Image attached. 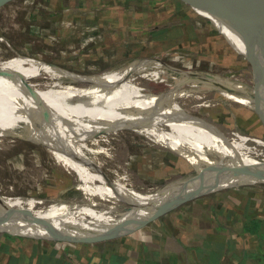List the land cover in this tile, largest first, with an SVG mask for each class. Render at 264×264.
Instances as JSON below:
<instances>
[{
	"label": "rangeland",
	"instance_id": "374dc122",
	"mask_svg": "<svg viewBox=\"0 0 264 264\" xmlns=\"http://www.w3.org/2000/svg\"><path fill=\"white\" fill-rule=\"evenodd\" d=\"M101 1L102 3H96L95 0H0V58H29L50 64L55 67L52 68L54 71L60 72L58 69H62L66 74L69 72V75L75 74L77 77L100 74L112 65L127 60L153 59L155 65L161 63L162 68L171 72L170 74H219L233 79L240 78L247 85L254 87L247 49H243L241 43L234 41L229 31L217 21V16L193 8L180 0ZM224 4L223 0L216 4L220 14L225 12ZM130 10H133L131 13L138 12L145 16L148 23L136 24L132 17L130 20L124 19L123 16L129 14ZM147 32H150L148 36ZM156 35L158 37L155 38ZM1 62L2 77L17 74L31 83H42L39 75L43 73L41 68L30 66V63L26 62L15 65H4ZM136 82L141 87L149 88L152 93L165 89L163 84H150L142 79H137ZM72 87V92L80 89V86ZM217 97L216 94H210L205 100H217ZM200 102L187 99L184 100L183 106L184 109H191ZM208 113L196 114L182 121L183 123L177 126L178 130H188V126L184 128L185 122H190L191 129L196 122L205 121V134L214 127L222 134L239 132L264 141V119L261 120L264 114L260 113L258 116L239 105L227 104L223 100L218 101L214 108L208 109ZM205 134L204 138H207ZM137 137L139 136L128 132L126 135L116 133L109 138L107 153L94 156L102 171V174H98L100 178L110 181L114 180L116 171L124 172L134 190L145 193L156 188L173 186L186 175L192 174V170L187 166H190V163L182 156H172L180 152L178 149L160 151L156 146H145L146 140L139 137L142 141H138ZM185 155L196 168H202L198 157L187 152ZM55 160L49 157L45 149L25 139L1 137L0 198L45 199L44 203L38 206L44 208L47 200L60 197L71 190L76 184L73 174H55L54 168H71L79 163L78 160ZM222 163L220 161V164ZM78 165L82 169H88L84 164ZM230 191H245L257 197L262 195L263 198L259 202L264 200V183L203 193L197 200L167 212L144 227L171 221L174 217L182 215L191 204L214 194ZM116 224L118 222L115 221L111 225ZM109 226H95L84 233L89 237H96L99 236L100 230ZM137 230L119 233L106 241L116 243L118 237L134 234ZM3 237L15 241L53 242L48 237L23 239L6 232L0 233V239ZM74 243L69 244L73 246Z\"/></svg>",
	"mask_w": 264,
	"mask_h": 264
},
{
	"label": "bare ground",
	"instance_id": "6f19581e",
	"mask_svg": "<svg viewBox=\"0 0 264 264\" xmlns=\"http://www.w3.org/2000/svg\"><path fill=\"white\" fill-rule=\"evenodd\" d=\"M197 1H203L208 6L215 5V0ZM230 2L227 13L217 15L211 8L209 12L218 16L217 21L229 31L234 41L241 43L253 57L259 71L258 91L240 78L206 72L170 74L161 63L155 65L153 59L127 60L112 65L100 74L77 77L69 75V72L66 74L62 69L54 71L55 67L50 64L29 58H0L4 65L26 62L43 72L39 74L42 83H31L22 75L2 77L0 67V138L25 139L45 149L50 158H78L95 164L97 158L94 156L107 153L110 137L130 132L145 139L147 147L156 146L160 151L178 149L180 152L172 156H182L190 163V166L187 164L188 169L192 170V174L186 175L180 182L156 188L154 192L135 196L112 193L113 198L119 199L126 209L111 220L87 221L86 226L71 230L52 217L53 213L56 216V209L52 208L44 209L48 215L42 213V216L28 220L0 217V233L34 239L91 238L84 231L102 225L110 226L100 230L98 235L115 233L121 227H135L182 193L196 190L201 185L203 193L219 192L229 187L218 185L214 177L239 166L264 164L260 161L264 160V141L260 138L239 132L223 133V136L214 127L205 134V121L196 122L191 129L190 122H185L187 131L177 128L182 121L196 114L208 113V109L214 108L221 100L239 105L258 116L264 114V0ZM231 24L239 29V35L228 28ZM137 79L150 84H163L165 89L152 93L149 88L141 87ZM72 85L80 86L79 91L73 93L70 89ZM210 94L218 95V99L205 100ZM187 99L201 102L191 109H184L183 103ZM204 134L208 137L204 138ZM139 137L138 141L141 140ZM186 152L198 157L202 168L191 164ZM223 154L237 157L228 158ZM211 155L218 156L209 158ZM220 161L223 163L220 164ZM243 183L259 185L264 183V176L260 180L249 179ZM115 221L118 224L111 225Z\"/></svg>",
	"mask_w": 264,
	"mask_h": 264
},
{
	"label": "crops",
	"instance_id": "0c3cea01",
	"mask_svg": "<svg viewBox=\"0 0 264 264\" xmlns=\"http://www.w3.org/2000/svg\"><path fill=\"white\" fill-rule=\"evenodd\" d=\"M131 12L118 15L128 20L132 17L136 24L148 23L142 14ZM60 158L51 157L52 160ZM72 159L88 169L78 164L54 168L55 174H73L76 184L71 190L47 200L44 208L38 206L45 199L0 198V217L28 220L47 214L44 209L55 208L56 216L53 213L52 217L73 230L86 226L87 221L111 220L123 213L126 206L113 198L115 193L144 194L134 190L124 172L116 171L114 180L107 181L98 175L102 171L97 162L94 166L88 161ZM251 194L245 191L214 194L191 204L173 220L140 227L134 234L118 237L116 243L103 241L72 246L67 242L15 241L3 237L0 264H264V200L259 202L263 198L261 194V197Z\"/></svg>",
	"mask_w": 264,
	"mask_h": 264
},
{
	"label": "water",
	"instance_id": "95a60500",
	"mask_svg": "<svg viewBox=\"0 0 264 264\" xmlns=\"http://www.w3.org/2000/svg\"><path fill=\"white\" fill-rule=\"evenodd\" d=\"M181 2H185L190 4L193 8L196 7V9L198 10H202L204 12H207L210 14V8L213 9V11L218 15H220V13L217 10V2L219 0H215V5L214 6H208L207 3L202 2H198L197 0H180ZM225 1V12L227 13L230 10V0H223ZM222 13V14H224ZM214 14H210L213 16H217ZM218 17V16H217ZM229 29H231L236 35L240 34L239 29L235 26V25H230L228 26ZM245 48V47H244ZM248 61L251 65V70L253 71V79H254V87L256 89V91H258L259 85H258V79H259V71L257 70V67L254 63V59L252 56H250L248 54ZM260 116V115H259ZM262 163V162H261ZM258 164V165H247V166H239L237 168H234L233 170H230L224 174H221L217 177H214V180H216L217 184H222L224 186H229L227 188H232V187H238L240 185H245L243 182L249 180V179H256V180H260L261 177L264 176V164ZM187 185V184H186ZM202 185L199 186L196 190H193L191 192H184L181 195L178 196V198L173 201L172 203H170L169 205L162 207L160 209L157 210V212H154L153 214H151L149 217H147L145 220L141 221L140 223H138L135 227L133 228H119L116 229L115 233H109V234H104V235H99L96 237H91V238H59V237H49L52 239V241L55 242H67V243H89V244H95L97 242H103L109 239H112L115 237V235L119 234V233H124L127 231H134L136 229H140V227H144L146 224L153 222L155 220H157L158 217L166 214L167 212L176 209L177 207L192 202L194 200L198 199V196L203 194V192L201 191L202 189ZM224 188V189H227ZM214 193V192H213Z\"/></svg>",
	"mask_w": 264,
	"mask_h": 264
},
{
	"label": "trees",
	"instance_id": "16d2710c",
	"mask_svg": "<svg viewBox=\"0 0 264 264\" xmlns=\"http://www.w3.org/2000/svg\"><path fill=\"white\" fill-rule=\"evenodd\" d=\"M154 32H155V31H154ZM158 33H159V32H158ZM156 37H158V35H156L155 38H156ZM216 157H217V156H214V155L209 156V158H216ZM225 157L232 158V157H234V156H225Z\"/></svg>",
	"mask_w": 264,
	"mask_h": 264
}]
</instances>
